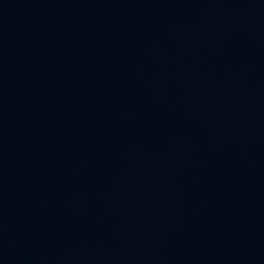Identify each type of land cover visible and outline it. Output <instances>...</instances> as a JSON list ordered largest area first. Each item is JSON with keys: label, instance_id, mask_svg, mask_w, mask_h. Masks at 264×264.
I'll return each instance as SVG.
<instances>
[{"label": "water", "instance_id": "95a60500", "mask_svg": "<svg viewBox=\"0 0 264 264\" xmlns=\"http://www.w3.org/2000/svg\"><path fill=\"white\" fill-rule=\"evenodd\" d=\"M0 264H264V0H0Z\"/></svg>", "mask_w": 264, "mask_h": 264}]
</instances>
